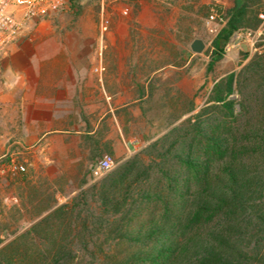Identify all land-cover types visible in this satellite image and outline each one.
<instances>
[{
	"label": "rangeland",
	"instance_id": "1",
	"mask_svg": "<svg viewBox=\"0 0 264 264\" xmlns=\"http://www.w3.org/2000/svg\"><path fill=\"white\" fill-rule=\"evenodd\" d=\"M233 1L76 0L43 24L95 30L98 37L106 24L104 39L123 36L130 49L140 44V58L146 60L138 70L144 77L154 74L153 92L135 104L140 115L128 117L133 127L126 137L137 135V144L130 145L131 151L114 152L111 170L100 172L96 157L89 156L61 163L53 195L47 180L36 189L15 190L0 181V261L42 264L44 258L60 256L65 264H121L124 258L156 249L162 237L158 230H167L178 219L185 200L181 192L197 189L187 161L206 158L208 136L223 133L231 143L244 144L257 161L264 159L262 151L251 152L253 140L264 141V30L253 44L245 41L247 49L225 48L222 59L207 69L213 40ZM260 5L261 0L250 4L239 32L257 31ZM211 14L216 20L210 21ZM195 38L205 42L201 52L191 48ZM149 59L171 65H149ZM232 73L234 93L226 98L234 99V115L215 100L219 89L226 94ZM56 184L60 205L47 210L51 198L55 202Z\"/></svg>",
	"mask_w": 264,
	"mask_h": 264
},
{
	"label": "crops",
	"instance_id": "2",
	"mask_svg": "<svg viewBox=\"0 0 264 264\" xmlns=\"http://www.w3.org/2000/svg\"><path fill=\"white\" fill-rule=\"evenodd\" d=\"M45 22L33 40L12 47L1 67L0 181L15 190L36 189L47 180L53 195L61 163L84 156L97 162L104 153L115 158L114 152L137 144V135L126 137L133 127L128 117L140 115L135 104L151 96L154 74L144 77L138 70L146 60L140 58V44L130 49L123 36L104 39L95 30L50 28ZM152 61L147 63L171 65ZM99 63L101 73L94 71ZM11 158L32 168L5 171ZM55 188V202L51 198L47 210L60 205L58 184Z\"/></svg>",
	"mask_w": 264,
	"mask_h": 264
},
{
	"label": "trees",
	"instance_id": "3",
	"mask_svg": "<svg viewBox=\"0 0 264 264\" xmlns=\"http://www.w3.org/2000/svg\"><path fill=\"white\" fill-rule=\"evenodd\" d=\"M255 1L234 0L227 9L226 22L213 40L208 71L222 59L226 44L243 26ZM257 21L259 24L258 17ZM233 93L234 73L226 79V94L219 89L215 96L231 115L236 110L234 99L226 96ZM207 139L206 158L187 161L197 189L192 193L189 187L181 192L185 200L178 219L167 230H158L162 237L156 249L124 258L121 264H264V159L257 161L244 150V144L231 143L223 133ZM251 144V152L262 151L264 155V141L253 140ZM58 246L64 249L66 244ZM42 260V264H65L60 256ZM4 263L15 264V260L1 259L0 264Z\"/></svg>",
	"mask_w": 264,
	"mask_h": 264
},
{
	"label": "built area",
	"instance_id": "4",
	"mask_svg": "<svg viewBox=\"0 0 264 264\" xmlns=\"http://www.w3.org/2000/svg\"><path fill=\"white\" fill-rule=\"evenodd\" d=\"M76 0H0V71L3 61L10 55L13 46L24 40L34 39L35 32L44 20L54 17L62 11L71 8ZM257 17L259 26L257 31L241 33L235 32L226 44L225 48L253 44L256 41L257 33L264 30V0L258 8ZM216 20V15H210V21ZM220 23H224L222 18ZM107 30V25H101V36ZM247 41V44L245 43ZM104 67L99 63L94 71L103 72ZM115 165V158L110 153H104L96 163L100 172H107ZM5 171L10 173H24L27 167L16 158L5 162Z\"/></svg>",
	"mask_w": 264,
	"mask_h": 264
},
{
	"label": "water",
	"instance_id": "5",
	"mask_svg": "<svg viewBox=\"0 0 264 264\" xmlns=\"http://www.w3.org/2000/svg\"><path fill=\"white\" fill-rule=\"evenodd\" d=\"M247 49V45L244 46ZM191 48L195 52H201L205 48V42L201 38H195L191 43Z\"/></svg>",
	"mask_w": 264,
	"mask_h": 264
}]
</instances>
